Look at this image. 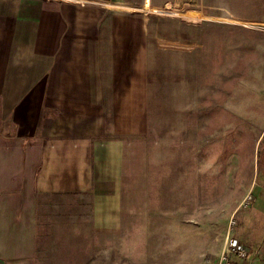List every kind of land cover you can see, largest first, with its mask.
Listing matches in <instances>:
<instances>
[{
    "label": "rangeland",
    "instance_id": "1",
    "mask_svg": "<svg viewBox=\"0 0 264 264\" xmlns=\"http://www.w3.org/2000/svg\"><path fill=\"white\" fill-rule=\"evenodd\" d=\"M108 4L150 10L101 13L134 39L146 96L121 137L120 228L76 221L32 264H220L230 240L250 249L240 264H264V0Z\"/></svg>",
    "mask_w": 264,
    "mask_h": 264
},
{
    "label": "crops",
    "instance_id": "2",
    "mask_svg": "<svg viewBox=\"0 0 264 264\" xmlns=\"http://www.w3.org/2000/svg\"><path fill=\"white\" fill-rule=\"evenodd\" d=\"M122 1L0 0V264H32L76 221L120 228L121 137L146 96L134 39L101 13L150 12Z\"/></svg>",
    "mask_w": 264,
    "mask_h": 264
},
{
    "label": "built area",
    "instance_id": "3",
    "mask_svg": "<svg viewBox=\"0 0 264 264\" xmlns=\"http://www.w3.org/2000/svg\"><path fill=\"white\" fill-rule=\"evenodd\" d=\"M227 255L222 257L220 264H235L229 260L230 256H235L238 259H243L245 261L251 262L249 258L250 249L246 245L239 244L237 241L230 240L227 243Z\"/></svg>",
    "mask_w": 264,
    "mask_h": 264
},
{
    "label": "trees",
    "instance_id": "4",
    "mask_svg": "<svg viewBox=\"0 0 264 264\" xmlns=\"http://www.w3.org/2000/svg\"><path fill=\"white\" fill-rule=\"evenodd\" d=\"M238 242V241H237ZM239 243V242H238ZM238 258H231V261L234 262L235 264H240V262L237 260Z\"/></svg>",
    "mask_w": 264,
    "mask_h": 264
},
{
    "label": "bare ground",
    "instance_id": "5",
    "mask_svg": "<svg viewBox=\"0 0 264 264\" xmlns=\"http://www.w3.org/2000/svg\"><path fill=\"white\" fill-rule=\"evenodd\" d=\"M197 17H201L199 13H198Z\"/></svg>",
    "mask_w": 264,
    "mask_h": 264
}]
</instances>
